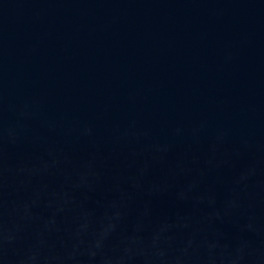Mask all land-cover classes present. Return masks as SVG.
I'll return each mask as SVG.
<instances>
[{
	"label": "water",
	"instance_id": "1",
	"mask_svg": "<svg viewBox=\"0 0 264 264\" xmlns=\"http://www.w3.org/2000/svg\"><path fill=\"white\" fill-rule=\"evenodd\" d=\"M0 264H264V4L0 0Z\"/></svg>",
	"mask_w": 264,
	"mask_h": 264
}]
</instances>
